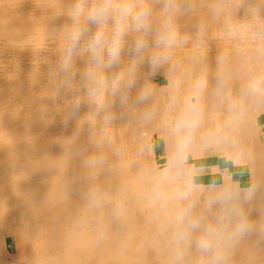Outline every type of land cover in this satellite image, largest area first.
Segmentation results:
<instances>
[{"label":"bare ground","instance_id":"1","mask_svg":"<svg viewBox=\"0 0 264 264\" xmlns=\"http://www.w3.org/2000/svg\"><path fill=\"white\" fill-rule=\"evenodd\" d=\"M77 3L0 0V264H264V0Z\"/></svg>","mask_w":264,"mask_h":264},{"label":"clouds","instance_id":"2","mask_svg":"<svg viewBox=\"0 0 264 264\" xmlns=\"http://www.w3.org/2000/svg\"><path fill=\"white\" fill-rule=\"evenodd\" d=\"M113 8L112 0H104V3L100 6L94 7L92 9H86L84 6V0H78L76 4L73 15L74 17L79 20L81 16H86L87 20L96 22L99 24H103L108 16L110 11ZM118 12L117 18V26H116V33L114 41L111 47L108 50V61L115 62L119 58L120 46L119 40L123 32L125 31L126 27L128 26V18L131 17L132 24L131 26L134 27L137 31L140 30H147L148 28V16L149 12L147 9H141L139 11L135 10L133 6L125 2L119 5L116 9ZM81 36V32L79 30L75 31L72 36V43L73 46L79 41ZM161 42L167 44L169 42L168 36L161 37ZM145 46L144 41L138 40L136 44L137 51L143 49ZM91 49L93 50L94 56L100 61L103 62L102 56H100V52L103 50L104 47V38L103 33L98 32L90 44ZM72 49H69V55H71ZM181 222L183 221V217H180ZM198 225V221L193 220L191 223L192 227H196ZM245 225L241 223L238 225L237 230L241 231ZM211 229H209V233H211ZM183 234L178 235L177 239H181ZM198 247L201 251L207 252L211 248V241L208 236L201 238L198 241Z\"/></svg>","mask_w":264,"mask_h":264},{"label":"rangeland","instance_id":"3","mask_svg":"<svg viewBox=\"0 0 264 264\" xmlns=\"http://www.w3.org/2000/svg\"><path fill=\"white\" fill-rule=\"evenodd\" d=\"M212 162H214V160L210 159V160L204 162L203 165L211 164ZM231 171H232V170H231ZM233 175H234V174H233ZM235 177H236V174H235ZM242 177H243V176H241V178H242ZM242 180H243V179H242ZM203 182H206V180H204ZM207 182H208V180H207Z\"/></svg>","mask_w":264,"mask_h":264}]
</instances>
